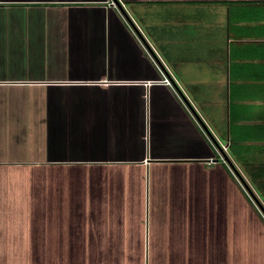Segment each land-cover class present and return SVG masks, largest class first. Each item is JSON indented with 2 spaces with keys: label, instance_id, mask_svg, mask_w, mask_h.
<instances>
[{
  "label": "crops",
  "instance_id": "crops-1",
  "mask_svg": "<svg viewBox=\"0 0 264 264\" xmlns=\"http://www.w3.org/2000/svg\"><path fill=\"white\" fill-rule=\"evenodd\" d=\"M118 1L0 0V57L33 58L10 66L0 60L1 121H30L28 100L49 106L51 91L55 103L79 105V112L56 114L80 121L75 154L67 139L64 155L29 158L12 152L14 135L4 142L10 152H0V168H51L61 175L48 179L50 197L41 192L34 209L0 210V264H196L191 250L216 246L193 239L190 229L165 238L153 231L147 196L153 182L167 179L163 167L212 174L234 168L217 140L233 152L234 116L247 105L251 115L264 113V0ZM7 70L15 75L4 76ZM74 177L80 182L72 183ZM256 236L237 259L218 253L202 264H263ZM32 238H45L34 247L62 245L66 255L97 250L98 260L29 263L9 256V248H25Z\"/></svg>",
  "mask_w": 264,
  "mask_h": 264
},
{
  "label": "rangeland",
  "instance_id": "rangeland-1",
  "mask_svg": "<svg viewBox=\"0 0 264 264\" xmlns=\"http://www.w3.org/2000/svg\"><path fill=\"white\" fill-rule=\"evenodd\" d=\"M0 27H3L1 23ZM23 45L22 43V47ZM25 51L30 52L28 49H25ZM32 59L31 56L29 57L25 53L16 58L9 57L8 61L6 57H0V60L7 62L8 66L13 62L18 63L20 60H30L29 62H32ZM3 75L11 76L15 74H12V70H7ZM36 93H41L43 97L47 95L45 91H37ZM52 93L57 95V91L50 92L49 106L36 100L35 96L28 100V103L32 106L30 115L34 114L30 121H24L17 126L12 121L5 122L0 119V141H3V143H0V152L2 154L10 152L5 148L6 143L4 142L13 135L17 137L18 143L12 152L21 154L26 158L44 156L46 153H51L49 154L51 156L64 155L65 148L68 146L65 142L66 139L71 140L72 153L79 152V149L75 150L76 144L73 143L74 140H77V137H72L80 134L79 118L70 121L56 114L58 111L68 114L70 108H77L76 110L79 112V105L66 106L55 103L54 98L57 100L56 97L58 96H51ZM48 116L49 120H47ZM55 118H59V120L55 121ZM8 120H11V118L9 117ZM147 121L146 141L148 145L149 120ZM248 133H252L254 137L252 141L244 144L245 146L236 147L231 143V146L237 152V159L233 157L231 150H229L230 152L225 151L229 160L235 165H233L234 168L227 167V174H221V170V173L212 174L207 170L193 167L176 168L167 166L160 168L161 173L167 179L163 182H157L158 184L153 182L149 188L147 199L148 209H151L152 216L149 215V218L152 219L153 231L160 230L164 233L163 237L165 238L178 237L182 229H185L186 233L190 229L192 236H194L193 239L201 241L210 239L216 245L214 247L211 245V249L207 250H185L190 251V258L193 263H206L205 261L208 258L215 261L218 253H221V255L226 254L228 257H230L229 254H234L235 260L237 259L235 254L242 253L243 250L239 249H244V246L247 247L251 240H254V235H257L256 237H259L260 243L264 245V125L258 128L254 126V129L248 131ZM69 134L70 138H66ZM3 148L4 151H2ZM183 154L188 153L183 152ZM223 157L225 156L223 155ZM57 170L51 168H0V210L15 209V212H19L22 209H34L35 201L42 197L43 193H46L48 179L60 177H55V175H61ZM60 171L65 172V170ZM237 172L240 173L246 184L237 176ZM207 178L209 179L207 180ZM79 182V179L73 178L72 183ZM78 186V184H73V191L82 194L83 191H80ZM46 194L47 197H50V192ZM149 218L147 217L148 222ZM253 227L259 233H255ZM26 228L20 227L18 231L22 235L34 237V234H24L28 233L24 232ZM54 229L56 230V227ZM55 234L54 240H59L60 236L57 235V232ZM41 240H45V238L39 240L32 238V240H29V244L26 243L25 248L24 243L18 244L17 247L15 245L13 248L8 249L9 256L11 255L12 258L17 257V261L29 263L44 262L43 259H46V257V260L51 261L67 258V260L77 263H90L98 260L95 255L97 250L74 249L69 252L67 250L68 254L66 255L64 254L65 250L60 248L62 245H59L57 249L34 247V242H37V244L44 242ZM105 251L110 252V250ZM0 252L3 253L4 250H0ZM207 252L211 253V257L207 256ZM123 253V250L119 251L118 257L120 259H123ZM21 258L23 260H20ZM256 258L258 257H252V259ZM260 263L264 264L263 248L260 249Z\"/></svg>",
  "mask_w": 264,
  "mask_h": 264
},
{
  "label": "trees",
  "instance_id": "trees-1",
  "mask_svg": "<svg viewBox=\"0 0 264 264\" xmlns=\"http://www.w3.org/2000/svg\"><path fill=\"white\" fill-rule=\"evenodd\" d=\"M249 106H244L243 107V111L244 114L242 116H234V120L233 122H231L232 124V133H233V137H232V141L231 143L237 146H243L244 144L248 143L249 141H252L253 139V135L252 133H248V131L253 130L254 126H256L257 128L260 127L261 125H264V113L262 114L260 111L254 113L253 115L250 114V112L248 111ZM237 121H242L239 124H243V123H250V126L247 127L246 130H240V126L237 123ZM253 125V126H252ZM245 146V145H244ZM233 154L236 158H238L237 152L234 149ZM257 188V187H256Z\"/></svg>",
  "mask_w": 264,
  "mask_h": 264
},
{
  "label": "built area",
  "instance_id": "built-area-1",
  "mask_svg": "<svg viewBox=\"0 0 264 264\" xmlns=\"http://www.w3.org/2000/svg\"><path fill=\"white\" fill-rule=\"evenodd\" d=\"M162 82L166 85H171V78L169 77H164V79L162 80ZM218 144L220 145V147H222L223 150L227 151L228 149V144L223 143L221 140H217ZM224 159V158H223Z\"/></svg>",
  "mask_w": 264,
  "mask_h": 264
},
{
  "label": "water",
  "instance_id": "water-1",
  "mask_svg": "<svg viewBox=\"0 0 264 264\" xmlns=\"http://www.w3.org/2000/svg\"><path fill=\"white\" fill-rule=\"evenodd\" d=\"M116 2L119 3V5H120V2L118 0H116Z\"/></svg>",
  "mask_w": 264,
  "mask_h": 264
}]
</instances>
